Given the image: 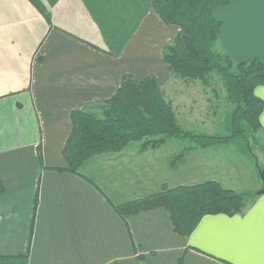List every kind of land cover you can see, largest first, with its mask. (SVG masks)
I'll list each match as a JSON object with an SVG mask.
<instances>
[{
  "label": "crops",
  "instance_id": "1",
  "mask_svg": "<svg viewBox=\"0 0 264 264\" xmlns=\"http://www.w3.org/2000/svg\"><path fill=\"white\" fill-rule=\"evenodd\" d=\"M39 1L50 22L29 0H0V256L28 254V264H264V195L242 214L205 216L190 236L174 232L165 209L126 223L114 208L207 181L254 190L228 184L223 147L193 149L172 138L141 152L130 142L87 160L83 176L58 170L67 167L72 113L111 100L125 76L154 77L177 108L186 88L164 50L180 29L162 21L153 0ZM214 17L222 51L237 63H264V0H236ZM255 95L264 100V86ZM193 100L182 98L185 110ZM260 122L264 129V111Z\"/></svg>",
  "mask_w": 264,
  "mask_h": 264
},
{
  "label": "trees",
  "instance_id": "2",
  "mask_svg": "<svg viewBox=\"0 0 264 264\" xmlns=\"http://www.w3.org/2000/svg\"><path fill=\"white\" fill-rule=\"evenodd\" d=\"M29 1L50 22L49 13L41 2ZM235 1L153 0L152 4L166 25L180 29L176 39L164 50V59L174 76L195 81L213 74L223 78L224 89L235 105L227 134L186 129L178 122L172 102L166 99L154 77L140 81L125 76L122 87L111 100L72 113L73 130L63 150L67 167L58 170L83 176L81 171L87 160L121 152L130 142H139L141 152L158 148L172 138L188 140L194 143L192 148H208L245 138L246 129L264 130L260 122L264 100L255 95V89L264 86V63L259 59L237 63L220 49L222 23L215 19L214 12ZM254 198L227 189L219 182L207 181L166 188L114 208L126 223L130 216L165 209L174 232L190 236L205 216L242 214L250 208ZM28 259V254L0 256V264H28Z\"/></svg>",
  "mask_w": 264,
  "mask_h": 264
},
{
  "label": "rangeland",
  "instance_id": "3",
  "mask_svg": "<svg viewBox=\"0 0 264 264\" xmlns=\"http://www.w3.org/2000/svg\"><path fill=\"white\" fill-rule=\"evenodd\" d=\"M176 78L184 83L181 84L184 89L186 88L184 95L183 93L180 95L179 92L181 90H178L179 88L176 89V95L180 97L183 95L182 98L186 99V101L190 98H196V100H193L189 104L191 105L190 109L186 110L181 102L182 98L176 99L178 106L177 108L174 107V110L178 122L185 128L193 129L196 132L227 134L230 126V115L235 105L229 99L224 89L223 78L218 74H213L208 78L205 77L203 80L196 81L186 80L181 77ZM194 104H197V106H194ZM246 130L245 138L242 137L241 139L232 140L229 144L220 145V147H223L222 149L228 153L227 157L223 158V164H226L228 166L226 169H229L227 176H231L228 178V184L232 185V183L236 182L240 185L243 184L244 187L249 189L250 187L254 188V190L248 191L249 193L235 191L253 198L263 188L259 170L264 165V130ZM183 160L184 157L182 155L178 162H182ZM166 188L170 189L164 187L160 192Z\"/></svg>",
  "mask_w": 264,
  "mask_h": 264
},
{
  "label": "water",
  "instance_id": "4",
  "mask_svg": "<svg viewBox=\"0 0 264 264\" xmlns=\"http://www.w3.org/2000/svg\"><path fill=\"white\" fill-rule=\"evenodd\" d=\"M260 178L263 184V188L256 193L257 196L264 195V165L263 168L259 170Z\"/></svg>",
  "mask_w": 264,
  "mask_h": 264
}]
</instances>
